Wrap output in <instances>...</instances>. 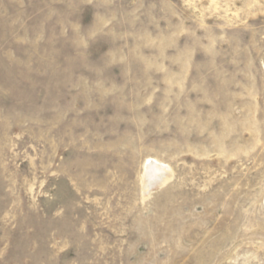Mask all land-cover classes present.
Listing matches in <instances>:
<instances>
[{"label":"rangeland","instance_id":"1","mask_svg":"<svg viewBox=\"0 0 264 264\" xmlns=\"http://www.w3.org/2000/svg\"><path fill=\"white\" fill-rule=\"evenodd\" d=\"M263 197L264 0H0V264H264Z\"/></svg>","mask_w":264,"mask_h":264},{"label":"bare ground","instance_id":"2","mask_svg":"<svg viewBox=\"0 0 264 264\" xmlns=\"http://www.w3.org/2000/svg\"><path fill=\"white\" fill-rule=\"evenodd\" d=\"M146 169L148 175H147V181L145 183L147 187L146 186L145 187L150 190L153 189V187L164 185L167 181H169V179H171L172 175L169 169L167 167L160 166L156 162H150L149 164H147ZM263 206H264V197H263ZM226 258L228 259V256Z\"/></svg>","mask_w":264,"mask_h":264}]
</instances>
